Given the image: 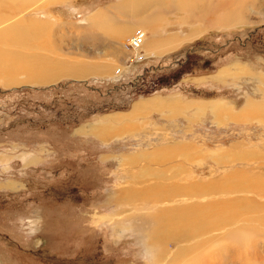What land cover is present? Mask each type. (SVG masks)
Here are the masks:
<instances>
[{
  "label": "rangeland",
  "instance_id": "1",
  "mask_svg": "<svg viewBox=\"0 0 264 264\" xmlns=\"http://www.w3.org/2000/svg\"><path fill=\"white\" fill-rule=\"evenodd\" d=\"M47 1L43 39L11 49L29 67L10 85L0 77V264H264V112L239 114L264 105V23L135 59L112 39L129 30L125 52L140 41L125 0ZM154 1L136 10L146 28L190 33L186 13ZM246 1L248 18L264 14V0ZM106 9L108 36L89 25ZM105 124L106 138L90 132ZM196 205L217 211L212 226L171 237L166 225L164 255L154 250L164 232L149 215Z\"/></svg>",
  "mask_w": 264,
  "mask_h": 264
},
{
  "label": "bare ground",
  "instance_id": "2",
  "mask_svg": "<svg viewBox=\"0 0 264 264\" xmlns=\"http://www.w3.org/2000/svg\"><path fill=\"white\" fill-rule=\"evenodd\" d=\"M46 1L47 0H0V77L4 78V84H12L14 81H16L15 72L20 69L26 70L27 65V67H29V64H26L25 55L22 54L19 59L17 58L18 61L16 62L15 57H17L18 55L16 56L15 54L17 53H15V51H12L11 49H13L14 47H16L15 49L25 48L32 39H34V41H40V38L43 39L42 28L44 22L41 20L39 11L41 10L43 4L46 3ZM48 1L54 2L57 0ZM151 1L152 0H125V2L121 6L117 7L118 9H122V15L125 14L123 15L124 23L129 25L133 24L134 22V25H140L142 29V32L139 35L140 41L136 39L138 37H134L131 43L135 48H133V50L131 51L126 52L123 49L124 44L122 40L128 34L129 30L121 31L118 30V28L116 29L114 34H112V36L114 35L112 39H114L115 47H119V52L121 51L120 55L123 53V55H127L126 58L133 56L135 59L139 55H160L163 50H171L175 47H178L181 42L190 41L197 37L203 31L213 27L225 28L241 24L247 25L264 23V14L257 13L255 14L256 16L254 18H248V13L252 11V8L248 6L249 4L246 0H218L219 4L217 6L212 4L213 2H215V0H196L197 3H194L191 0H166V2L170 4L173 11H183L188 15V19H190L189 23L191 24L190 33L185 36L182 35V39L178 38L180 35L166 37L161 34L156 36L152 33L151 29L156 30L157 28L145 27V25L152 24V17H150L149 15L140 16V14H136L138 13L136 10H140V7H142L141 4H148ZM156 1L158 2L160 0ZM207 1H211L210 5L206 4ZM216 9L220 10L221 14L218 15L216 19H209L212 17V15H215ZM112 19L113 18L112 16H110V13L107 9L100 12L98 11L97 14L91 16V18L89 19V25L99 27L104 31L103 35L108 36V29L113 24ZM198 21H200L199 24ZM126 24H124V27L128 26H125ZM129 27L128 29H131V27ZM122 50L124 52H122ZM123 65L126 66L125 63ZM37 67L38 65L36 66V68ZM76 68L79 69L78 66ZM96 69L108 70V67L96 66L95 70ZM51 71L50 74L52 73ZM74 72L78 73L79 71L74 70ZM54 73L57 74L55 71ZM51 76L54 77V75ZM137 105L141 106V104L136 103L134 105L135 109ZM258 111L264 112V105L258 106L256 104L254 105L251 102H248L239 112V114L242 116H246ZM216 113L220 114L221 111H218ZM108 126V124L100 126H90V132L94 133L97 137L104 139L109 133L114 132ZM178 190L179 189H177V191ZM175 191V188H171L168 190L162 189L161 192H158L156 195H154V202L161 203L158 201L167 198L168 195L174 193ZM156 212V214L153 213L152 215H149V218L154 223V226L156 228L164 232L163 236H158V232L155 234L157 235V238H155V243L153 245L155 246L154 250H158L161 252L162 244L159 241L166 237V225H170L171 227H173V229L169 230L168 233L170 232V236L174 237L183 230L194 232L198 229H208L212 226V223L209 219L214 218L216 215L218 217L219 215L217 211H209L205 208H198L197 205L190 206L187 209L179 206H171L169 208H162ZM161 254L162 256L164 255L163 252Z\"/></svg>",
  "mask_w": 264,
  "mask_h": 264
},
{
  "label": "trees",
  "instance_id": "3",
  "mask_svg": "<svg viewBox=\"0 0 264 264\" xmlns=\"http://www.w3.org/2000/svg\"><path fill=\"white\" fill-rule=\"evenodd\" d=\"M138 75H139V74H138ZM133 78H134V77H133ZM137 78H138V79H135V78H134V80L131 81V83H132L133 85H134V84H136V85L139 84V78H142V79L145 80V77H144V76H141V75L138 76ZM150 78H151V77H150ZM151 79H153V78H151ZM123 84H124V82H123ZM123 84H121V85H123ZM119 86H120V85H119ZM78 233H79V232H78ZM79 236H81V235H79Z\"/></svg>",
  "mask_w": 264,
  "mask_h": 264
}]
</instances>
